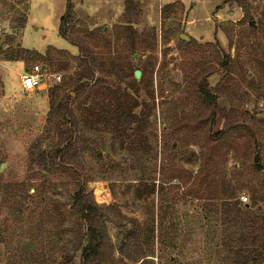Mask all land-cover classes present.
I'll use <instances>...</instances> for the list:
<instances>
[{"label":"rangeland","instance_id":"rangeland-1","mask_svg":"<svg viewBox=\"0 0 264 264\" xmlns=\"http://www.w3.org/2000/svg\"><path fill=\"white\" fill-rule=\"evenodd\" d=\"M17 1L0 0V29L5 27L13 32L25 21L28 5ZM44 1L33 0L31 5L26 48L45 54L53 47L68 51L71 56L77 55V47L58 32V18L65 3L55 7L51 2L43 4ZM128 1L134 3L129 14ZM242 2L244 9L233 0L74 2L76 37L91 47L96 42L88 38L87 30H103L113 38L116 27L125 25L128 19L139 32L143 45L156 33L158 46L154 55L158 63L154 85L156 90L163 87L168 101L162 107L157 98L156 110L148 120L131 127L122 140L114 138L101 124L90 126L79 139L77 155L71 161L73 168L79 169L88 180V191L95 203L109 214L108 232L115 246L114 261L110 264H120V261L127 264H229L230 251L239 237L249 241L252 231L263 222V200L249 213L234 206L224 210L218 200L197 199L188 195L183 186L178 189L168 184L163 198L168 207L158 210L161 203L156 195L147 201H137L131 187L142 177L161 179L160 161L164 154L170 158V145L182 156L204 148L205 125L198 123L196 117L205 113V109L193 98V68L196 72L213 68L217 71L208 78V89L217 95L219 108L225 106L230 114L224 118L218 111L213 132L246 119L264 139V0ZM168 4L174 7L162 18L161 10ZM244 10L250 18L240 24ZM34 24L39 29H34ZM184 35L189 40H183ZM13 47L16 50V42ZM138 55L133 62L139 67L150 53L142 51ZM224 55L233 59L229 75L220 66ZM54 56L55 70L61 73L62 83L74 73L76 64L71 60L69 70L60 69L69 58ZM24 65L30 68V64ZM24 65L8 62L5 68L0 67V264H51L52 258L61 259L62 253L41 249V238H47L48 226L54 222V213L46 209V203L58 199L69 208L72 186L63 181L64 175L41 174V168L30 162L32 146L53 147L60 142V137L55 126L47 122L49 94L36 92L29 98L19 92L18 79L25 72ZM159 66L163 69L157 74ZM145 98L142 92L141 99ZM247 146H238L234 153L228 152V146L222 144L214 155L207 157L214 171L226 175L239 189L238 205L252 204L253 187L257 182L253 168L241 162L249 158ZM185 167L194 171L199 168ZM52 181L57 188L46 191V199H36L31 189L30 197L23 203H19V199V202L10 200V193L21 197L17 187L10 191L6 188V185L22 182L32 187ZM244 198L247 201L244 202ZM153 202L157 230L153 239L146 240L143 229L151 224ZM135 223L142 232L127 235L125 227ZM35 224L47 226L46 232L35 230ZM55 239L62 244L73 241L70 234L61 232ZM144 255L148 256L142 258ZM80 261L78 253L76 264Z\"/></svg>","mask_w":264,"mask_h":264},{"label":"trees","instance_id":"trees-1","mask_svg":"<svg viewBox=\"0 0 264 264\" xmlns=\"http://www.w3.org/2000/svg\"><path fill=\"white\" fill-rule=\"evenodd\" d=\"M75 1L78 0H67L65 13L60 18L58 32L62 38L77 47V55L71 56L68 51L53 47H50L45 55L34 50L17 47L16 50L9 49L2 59L4 61H22L25 64H30V68L38 63L46 70L59 74L61 73L55 70L54 54L69 58L64 64V68L61 66L60 69L69 70V61L71 60L76 64L72 75L47 90L50 101L47 122L55 126L60 142L53 147L46 148H43L42 144H37L32 146L29 151L31 164L40 167L41 174L57 172L64 175L66 178L63 181L72 186L69 208L58 199L47 201L46 209L53 211L54 222L48 226V236L41 238L40 244L42 251L45 248L50 253L57 251L62 253V258H52L51 264H76L78 253L81 254L80 264H110L114 261L115 246L108 232L109 214L105 213L101 205L95 203L92 193L88 191V180L79 169L73 168L71 161L75 160L77 155L79 139L86 134L90 126L101 124L114 138L122 140L128 135L131 127L138 126L148 120L149 115L156 110L155 100L157 98L160 99L158 105L162 107L167 105L168 101L164 96L163 87L156 90L154 85L158 63V58L154 55L158 46L156 33L149 36L143 45L139 32L132 21L128 19L125 25L116 27L113 38L105 34L103 30H87L88 38L95 39L96 42L91 47L92 45L90 46L84 40L76 37L74 31ZM233 1L238 3V7L244 9L242 0ZM17 2L27 4L28 0ZM132 7H134L133 1H128V14ZM173 7L174 4L165 5L161 10L162 18H165ZM243 12L244 17L239 21L240 24L246 23V18H250L245 10ZM24 20L18 29L24 28L26 18ZM2 50V46H0V54H2ZM142 51L149 52L150 55L138 67L134 64L133 59L135 54ZM165 54L166 52H164ZM220 66L229 75L233 70L231 56L224 55ZM30 68L28 67V70ZM162 69L163 66H159L157 74ZM136 70H140L142 73L139 81L135 78ZM195 70V68L192 69L194 72L192 77L193 98L205 109V113L197 116L196 120L205 125L206 144L199 152L192 151L189 155L186 153V156L176 153V150L170 145V158L169 155L164 154L160 161L161 179L140 178L135 185H131L134 189V197L137 201H147L156 195L161 203L158 210L167 209V201H163L164 190L168 184H173V188L180 189L183 186L186 193L194 198L220 201L224 210L234 206L249 213L261 200L264 201V139L255 129L254 124L249 123L246 119L237 121L233 125H226L223 129L213 132L218 111L220 110L224 118H227L230 113L225 106L219 108L217 95L208 89V78L217 72L216 69H207L201 72ZM109 79L113 82H108ZM142 92L146 96L145 99H141ZM137 110H139L138 113ZM222 144L228 146V152L234 153H237L238 146L248 145L249 158L241 162L242 165H250L253 168L257 179L255 187H253L251 205L246 203L238 205L240 203L238 200L239 189L232 185L226 175L215 172L207 159L214 155L216 149H220ZM179 162H183V164L180 165ZM185 166H198L199 168L194 171ZM0 184H2L1 179ZM13 187H17V192L21 194V197L10 193V200L19 202L17 201L19 199V203H23L26 197H30L31 189L34 190L32 196L42 200V198L46 199L44 193L57 188V185L54 181L32 187H28L26 182L6 185L8 191ZM154 209L153 202L151 224L143 229L146 240L147 238L153 239L157 230ZM157 220L159 222V215H157ZM32 227H34L33 224ZM46 228L47 226L44 224H35V230L40 233L46 232ZM125 228L128 235L138 234L141 227L135 223L131 227ZM60 232L70 234L73 241L68 244H62L60 240L57 241L55 237ZM140 232L142 231L140 230ZM127 235L126 238H128ZM239 238L241 239L230 251L229 264H264V219L252 231L249 241H246L242 236ZM47 239H49L48 242ZM1 240L2 237H0ZM147 256L144 255L142 258ZM120 262V264H127L124 261Z\"/></svg>","mask_w":264,"mask_h":264},{"label":"crops","instance_id":"crops-1","mask_svg":"<svg viewBox=\"0 0 264 264\" xmlns=\"http://www.w3.org/2000/svg\"><path fill=\"white\" fill-rule=\"evenodd\" d=\"M184 1H186V0H184ZM47 2H51L52 5L55 6V7L56 6H60L62 2H63V4L65 3L64 10H63L62 14L58 18V20H59L58 22H59V25H60V18L65 13L67 0H46V1L42 2V3L46 4ZM32 3H33V0H28V2H27L28 11H27V14H26V23H25L24 28H22V29H13V32L10 29H8V30L4 29L5 27H3V29H1L2 35H0V46H2L3 50H2V54H0V67L5 68L4 64L8 63V62L22 63L24 65V63L22 61H4L2 58H3V55L9 49L14 48L13 47V43L14 42H16L17 47H20L21 49L31 50V49L26 48L28 46H26V42H25L26 41V39H25L26 35L25 34L27 32V28L29 27V23H30V15H31L30 13H31V5H32ZM33 27L36 30L39 29V26H37L36 24H34ZM34 51H36V50H34ZM36 52H38V51H36ZM38 53L41 54V55H45L46 54V53L43 54V53H40V52H38ZM24 67H25V65H24ZM27 70H28V68L25 67V72H27ZM24 73H21L20 76H19V79H18L19 92H20V77ZM41 93H47V90L43 91Z\"/></svg>","mask_w":264,"mask_h":264},{"label":"built area","instance_id":"built-area-1","mask_svg":"<svg viewBox=\"0 0 264 264\" xmlns=\"http://www.w3.org/2000/svg\"><path fill=\"white\" fill-rule=\"evenodd\" d=\"M0 35L2 31L0 29ZM62 75L51 70L44 69L40 64L33 65L27 72L20 77V93L32 98L36 92L48 90L52 85L59 84ZM247 198H244V202Z\"/></svg>","mask_w":264,"mask_h":264},{"label":"water","instance_id":"water-1","mask_svg":"<svg viewBox=\"0 0 264 264\" xmlns=\"http://www.w3.org/2000/svg\"><path fill=\"white\" fill-rule=\"evenodd\" d=\"M183 40H189V38L186 37V35H184V36H183ZM138 58H139V55H138V54H135V55H134V59L137 60ZM43 68L45 69V67H43ZM141 76H142L141 71H140V70H136V71H135V78H136V80L139 81V80L141 79ZM0 169H2V166H1Z\"/></svg>","mask_w":264,"mask_h":264}]
</instances>
